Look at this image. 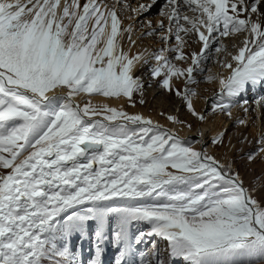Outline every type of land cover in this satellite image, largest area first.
Instances as JSON below:
<instances>
[{"label": "snow or ice", "instance_id": "6c2138e0", "mask_svg": "<svg viewBox=\"0 0 264 264\" xmlns=\"http://www.w3.org/2000/svg\"><path fill=\"white\" fill-rule=\"evenodd\" d=\"M157 2L0 0V264H83L77 241L89 264L109 246L114 264H264V128L233 144L216 125L260 119L233 108L264 87V0H165L137 34ZM154 85L180 102L171 127L125 109ZM245 143L249 181L227 156Z\"/></svg>", "mask_w": 264, "mask_h": 264}, {"label": "rangeland", "instance_id": "374dc122", "mask_svg": "<svg viewBox=\"0 0 264 264\" xmlns=\"http://www.w3.org/2000/svg\"><path fill=\"white\" fill-rule=\"evenodd\" d=\"M106 3L108 4H112L115 2V0H105ZM126 2L128 4H130L132 7H136L138 6L139 3H149L150 0H126ZM165 0H158V2L153 6V8L146 13L144 16L139 17V20L141 21V23L136 24V32H141L144 31V27L142 26V22L144 21L145 18L147 19H151L153 21V24H155L156 20L159 19L158 13L160 11V9L163 7ZM118 12L121 13V16L128 21L129 24L133 23L132 20H129L128 17L130 16H134L135 14L131 12V10H122L120 8V6H117ZM147 40L149 43H153L152 47L156 48L159 47V37L158 36H154V37H147L145 36L143 38L142 41ZM192 47L195 50H199V46L195 43L192 42ZM207 67L211 68L214 72L215 69H218V66L215 64L214 61H209L207 63ZM216 67V68H215ZM140 74V72H139ZM206 86L207 89L208 88H214L215 84H209L206 82H202L199 86ZM201 90V89H200ZM252 91V90H249ZM249 91H247L242 98L237 101V108L239 109L241 112V114L239 116H244L245 114L242 112V109L240 108V103H242L243 100H248L249 104L251 105L252 109H256V104L254 103V101L256 99H258L260 96H255L254 93H250ZM261 94V93H258ZM210 98L215 99L212 95L209 96ZM137 99H139V97L137 96ZM144 99L146 100V103L141 105L139 103L136 104V106H139L141 108H143L142 110L147 114H151V113H158L159 117L161 119H165L163 116L160 115L161 112H164L166 114H177L176 113V108L179 106L180 102L177 98L175 97H171L166 95L165 93H163L162 91H160L159 89L156 88V86L154 85L152 88L147 89ZM204 100V99H203ZM227 102V101H226ZM199 107L197 106V109H202L205 107V101L203 102V106H201L200 104H198ZM153 111V112H152ZM180 118L181 119H187L186 115L183 113V109H181V112L179 113ZM257 116H260V119H254V122L250 123V126L248 125L247 129L243 130L241 126L239 125H234L230 120H228L226 117H222V118H218V120L221 119L220 124L223 123L224 125H227L229 123L230 126L229 127V135L233 137L232 139V143L237 142V139L240 138L241 136H246L248 137L249 140H252L255 137V133L250 131L252 130V124H257V122H259V124L257 126H259V130L264 128V115L261 114V111L259 109H256L255 111L251 112V117L255 118ZM159 119L157 121H159L161 124H163L162 120ZM259 133V132H258ZM257 133V135H258ZM238 148L243 149V151H234L232 154V157L229 156L230 160H234L235 161V167L237 168L238 171L241 172V174L244 176L246 181H249L252 179L253 176L257 175L260 173L261 171V161L257 160L254 163L248 164L245 160H242L241 157L244 156V154L248 151V149H250L252 147L251 144H243V145H238ZM223 150H217L216 151V155L220 154V152H222ZM149 229L148 225H143L142 226V230L147 231ZM77 243H82V247H83V253L82 255L80 253H78V259H81L83 261V264H89V260L90 257L92 255V252L90 250V246H89V242L85 241V242H79L77 241ZM140 247L142 249H144L146 247V245H140ZM152 247L151 244H148L147 248H145V250H147L148 248ZM161 249H163V245H161ZM88 251L89 252V256L85 255V252ZM117 252L115 251V258L112 256L108 261L109 264H114L115 259L117 258Z\"/></svg>", "mask_w": 264, "mask_h": 264}, {"label": "bare ground", "instance_id": "6f19581e", "mask_svg": "<svg viewBox=\"0 0 264 264\" xmlns=\"http://www.w3.org/2000/svg\"><path fill=\"white\" fill-rule=\"evenodd\" d=\"M85 2V0H81V3H84ZM113 4V3H112ZM118 14L120 15V17L122 18V20H123V25L124 26H127V25H129V23H128V21H126L122 16H121V13H119L118 12ZM137 34H139V32H137ZM138 44L141 46V47H147V46H151L152 47V44L151 43H149L147 40H145V41H138ZM125 46H126V43H125ZM133 51H135V49H133ZM216 68V67H215ZM215 71H217V68L215 69ZM219 71V70H218ZM137 75H140L139 74V72H137ZM217 87H218V85L217 84H215V87L213 88H208L207 89V87L206 86H202V87H200V89H199V91H200V93L202 94V96H205V97H209V96H211L212 94H213V92L217 89ZM95 100H97V101H99L100 99H102V98H94ZM203 102H204V100L203 99H199V100H197L196 101V107L198 106L199 107V105L198 104H200L201 106H203ZM110 103H112V104H114V105H117V104H119V103H121V101H110ZM237 107H234L233 108V113H234V115L235 116H239L241 113V111L239 110V109H236ZM125 109L129 112V113H142L143 115H145V116H148V117H151V118H153L154 120H159V119H161L160 117H159V115H158V113H151V114H147L146 113V111L144 112L142 109L143 108H141V107H139V106H136V107H131V106H129V105H127V104H125ZM256 109H257V107H256ZM153 112V111H152ZM162 120V122H163V124L164 125H166V126H168V127H171V124H170V122H167L166 121V119H161ZM258 120V119H257ZM220 121H221V119L220 120H216V125L217 126H220L221 124H223V123H221L220 124ZM230 124L231 123H229V124H227V126H230ZM259 124V122H257V124H252L251 126H252V130H250V131H252V132H254L255 134V136L257 135V133L258 132H260L261 131V129L259 130V126H257ZM249 126H250V123L248 124ZM242 127V126H241ZM248 127V126H247ZM247 127H242V129L244 130H246L247 129ZM177 128L179 129V126H177ZM228 129H229V127H228ZM179 134L181 135V136H188V137H190L192 140H193V142L196 140V139H198V137H196V135H195V131L193 130L192 132H189L188 131V129L187 128H184L182 131H180L179 132ZM237 142H234L233 144H236ZM238 146V145H237ZM248 151H249V149H248ZM247 151V152H248ZM216 154V153H215ZM223 154V151L222 152H220V154H218V156H221ZM232 153H229V154H227V156H228V158H230L229 156H231L232 157ZM107 252V251H106ZM105 258H106V255L104 256V263H105Z\"/></svg>", "mask_w": 264, "mask_h": 264}]
</instances>
